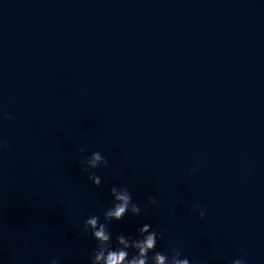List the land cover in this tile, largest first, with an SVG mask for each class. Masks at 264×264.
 I'll use <instances>...</instances> for the list:
<instances>
[{"label":"clouds","instance_id":"9594fccd","mask_svg":"<svg viewBox=\"0 0 264 264\" xmlns=\"http://www.w3.org/2000/svg\"><path fill=\"white\" fill-rule=\"evenodd\" d=\"M11 119V116L4 117ZM81 148L79 151L83 152ZM108 167V158L99 151L93 152L86 160L80 161L81 171L90 173L88 178L96 187L101 185V178L90 172L99 167ZM113 197L112 205L104 213V222H100V217L90 216L83 224V232L91 233L96 241V247L90 258L91 264H191L190 259L184 256L182 247L174 246L169 249V254L156 251L157 240L163 238V232H157L151 224L145 223L138 228V235H125L123 233L116 236V247L112 244V234L108 230V225L113 221H120L131 213L139 216L146 208L157 203L154 197L148 196L147 204L142 208L133 200L131 191L127 186H113L110 190ZM199 211V218L204 219L206 211L196 204L190 211ZM129 250L134 254L130 255ZM149 253H152L150 256ZM183 257V258H182ZM61 257L56 256L49 259L48 264H60ZM232 264H247L243 258L232 261Z\"/></svg>","mask_w":264,"mask_h":264}]
</instances>
